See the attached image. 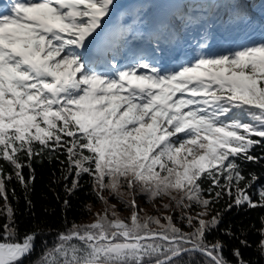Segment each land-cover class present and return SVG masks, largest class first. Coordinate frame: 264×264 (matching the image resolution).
I'll return each instance as SVG.
<instances>
[{
    "label": "snow or ice",
    "instance_id": "snow-or-ice-1",
    "mask_svg": "<svg viewBox=\"0 0 264 264\" xmlns=\"http://www.w3.org/2000/svg\"><path fill=\"white\" fill-rule=\"evenodd\" d=\"M216 21L252 24L216 0H170L155 15L144 0L123 11L117 0H8L0 11V161L11 171L0 165V264H20L44 235L19 234L7 188L15 180L27 194L32 162L44 156L59 160L69 196L87 176L104 208L58 231L51 245L42 241L31 264H182L194 254L202 264H229L223 243L208 235L233 207L264 208L260 177H246L240 163L264 159L252 154L264 146L253 138H264V36L215 47ZM197 28L190 50L175 55ZM177 211L191 231L177 226ZM233 256L248 264L240 248Z\"/></svg>",
    "mask_w": 264,
    "mask_h": 264
},
{
    "label": "trees",
    "instance_id": "trees-1",
    "mask_svg": "<svg viewBox=\"0 0 264 264\" xmlns=\"http://www.w3.org/2000/svg\"><path fill=\"white\" fill-rule=\"evenodd\" d=\"M151 8L152 14L155 15L156 9ZM253 138L261 139V145H264V138ZM252 154L264 156V146L255 147ZM63 159L65 157L60 156V160ZM240 163L246 177L249 176V173H256L260 177L257 183L264 186V159H260L258 163ZM0 165L4 167L6 172L11 171V167L6 162L0 161ZM32 166L35 169V182L31 185L27 194L15 180L7 184L8 201L15 209V220L19 234L23 236L37 228L44 232V235L36 240L35 251L21 261L20 264H31L43 251L42 241L46 240L51 245L55 240L56 233L70 227L73 222L77 224L92 222V214L101 207V202L95 198L89 177L84 176L81 180V187L69 196L64 185L65 183L70 184V179L67 182L62 179L60 172L62 166L59 160H50L47 156L38 157L33 160ZM24 174L26 177L30 174L28 169L24 170ZM205 187H207V183H205ZM12 189H15V197L12 195ZM109 198L114 202L116 201L115 198ZM27 200H31V207L28 205ZM65 200L68 201L67 207L64 206ZM228 202V198L225 197L219 204L215 205L212 214L214 215L216 210L224 209ZM4 203L3 198L0 197V209L4 207ZM88 205L92 206L91 212L88 210ZM148 214L151 215V213ZM153 214L157 213L154 212ZM261 217H264V208L233 207L230 211L224 212L219 229L208 235L207 239L209 242L220 240L223 243V255L229 264H238L233 256V249L235 248H240L242 256L248 264H264V255L257 247L261 240L259 230L264 227ZM175 218L177 220V215H175ZM3 219V217H0V222ZM177 226L186 232L191 231L184 222L179 220H177ZM224 230H230L232 235H225ZM241 239L247 240L249 246L241 245ZM203 259L199 254L186 255L182 258V264H202Z\"/></svg>",
    "mask_w": 264,
    "mask_h": 264
},
{
    "label": "rangeland",
    "instance_id": "rangeland-1",
    "mask_svg": "<svg viewBox=\"0 0 264 264\" xmlns=\"http://www.w3.org/2000/svg\"><path fill=\"white\" fill-rule=\"evenodd\" d=\"M117 2L121 5V10L123 11L125 9L131 8L135 3H138L139 0H117ZM144 2L156 6L158 9V13L166 10L169 7L163 4V0H144ZM216 3L222 5L223 8H227L224 6L225 0H216ZM262 6H264V0H258L257 2H255L254 9L257 10L258 19H254L251 16V26H244L243 24H241L237 27H229L222 26L219 21H216L215 27L213 29L214 39L211 41L212 44L215 47H219L221 44L227 46V44L229 43L242 44L249 40H259L261 36H264V31H262L260 27L261 25H264V14H262ZM223 14L224 11H221L220 15L222 16ZM128 19L130 18L125 17L126 22L128 21ZM199 36V28L192 29L188 34H184L181 38L180 43L173 50L174 54L180 55L183 51L190 50L188 46L192 45L193 41ZM104 195L109 196V193L105 192ZM137 200L140 205L146 209L148 213L153 214L155 212V209L152 207V204L147 203L144 197L138 196ZM110 201L114 202L111 199ZM114 203L117 204V210L120 211L122 217H127L130 214L129 210L124 208V206L121 205L118 200H116ZM100 206L101 207L99 208V210H96L95 212L101 211L104 208L103 203H101ZM192 214L195 215V212H193ZM174 215H177V220H179V212L177 211ZM92 218L94 219V216Z\"/></svg>",
    "mask_w": 264,
    "mask_h": 264
},
{
    "label": "bare ground",
    "instance_id": "bare-ground-1",
    "mask_svg": "<svg viewBox=\"0 0 264 264\" xmlns=\"http://www.w3.org/2000/svg\"><path fill=\"white\" fill-rule=\"evenodd\" d=\"M8 1V0H7ZM163 4L164 5H167V6H170V0H163Z\"/></svg>",
    "mask_w": 264,
    "mask_h": 264
}]
</instances>
